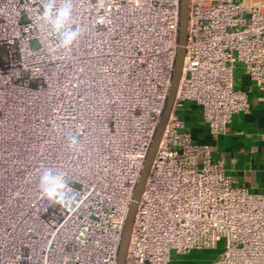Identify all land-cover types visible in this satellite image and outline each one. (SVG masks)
Returning <instances> with one entry per match:
<instances>
[{
  "label": "built area",
  "instance_id": "obj_1",
  "mask_svg": "<svg viewBox=\"0 0 264 264\" xmlns=\"http://www.w3.org/2000/svg\"><path fill=\"white\" fill-rule=\"evenodd\" d=\"M39 4L0 0V264H115L171 83L179 0H72L80 36L58 52L35 22ZM236 65L264 90V0H189L174 107L125 264H169L221 241L209 264H264V192L236 186L177 112L195 103L221 135L250 108L233 85ZM43 168L65 172L83 205L41 200Z\"/></svg>",
  "mask_w": 264,
  "mask_h": 264
},
{
  "label": "crops",
  "instance_id": "obj_2",
  "mask_svg": "<svg viewBox=\"0 0 264 264\" xmlns=\"http://www.w3.org/2000/svg\"><path fill=\"white\" fill-rule=\"evenodd\" d=\"M233 85L246 93L248 113L233 115L221 135L210 134L198 106L185 102L178 109L194 142L213 148V158L222 159L225 173L236 186L250 192H264V90L260 91L240 65L234 67ZM215 248L192 250L186 254H171L169 264H209L221 251Z\"/></svg>",
  "mask_w": 264,
  "mask_h": 264
},
{
  "label": "clouds",
  "instance_id": "obj_3",
  "mask_svg": "<svg viewBox=\"0 0 264 264\" xmlns=\"http://www.w3.org/2000/svg\"><path fill=\"white\" fill-rule=\"evenodd\" d=\"M72 13V0H40L34 19L50 40L53 52L71 50L80 36V30L71 24ZM67 140L69 148L74 149L79 143L76 135ZM65 176L66 173L58 169L43 168L38 181L40 199L66 211H75L87 197L79 195Z\"/></svg>",
  "mask_w": 264,
  "mask_h": 264
},
{
  "label": "water",
  "instance_id": "obj_4",
  "mask_svg": "<svg viewBox=\"0 0 264 264\" xmlns=\"http://www.w3.org/2000/svg\"><path fill=\"white\" fill-rule=\"evenodd\" d=\"M188 8H189V0H179V26H178V39H177V50L174 62V68L171 77V83L168 90L166 103L161 114V118L156 127L155 133L149 145L146 159L144 161L143 167L141 169L139 178L137 180L134 193L132 196V200L129 204L128 212L124 221L120 243L117 252V258L115 264H125L126 252L129 244V238L133 226L134 217L136 214L138 202L141 198L144 186L146 184L153 160L156 155L157 148L160 144L161 138L163 136V132L171 114L175 97L177 93V88L179 84V80L181 78L182 73V65L185 55V44L187 39V24H188Z\"/></svg>",
  "mask_w": 264,
  "mask_h": 264
},
{
  "label": "rangeland",
  "instance_id": "obj_5",
  "mask_svg": "<svg viewBox=\"0 0 264 264\" xmlns=\"http://www.w3.org/2000/svg\"><path fill=\"white\" fill-rule=\"evenodd\" d=\"M219 246H221V247H222V241L219 243Z\"/></svg>",
  "mask_w": 264,
  "mask_h": 264
}]
</instances>
